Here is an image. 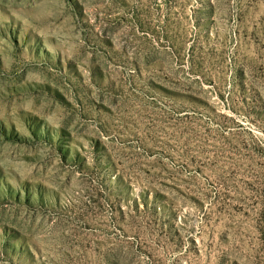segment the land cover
Wrapping results in <instances>:
<instances>
[{
	"label": "rangeland",
	"instance_id": "obj_1",
	"mask_svg": "<svg viewBox=\"0 0 264 264\" xmlns=\"http://www.w3.org/2000/svg\"><path fill=\"white\" fill-rule=\"evenodd\" d=\"M0 264H264V0H0Z\"/></svg>",
	"mask_w": 264,
	"mask_h": 264
}]
</instances>
